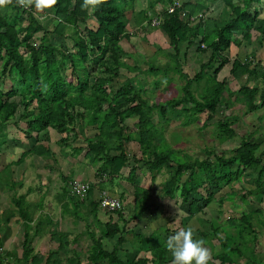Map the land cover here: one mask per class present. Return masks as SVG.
<instances>
[{"label": "trees", "instance_id": "trees-1", "mask_svg": "<svg viewBox=\"0 0 264 264\" xmlns=\"http://www.w3.org/2000/svg\"><path fill=\"white\" fill-rule=\"evenodd\" d=\"M217 1L223 5L221 19L205 18ZM135 2L106 0L95 9L85 10L81 7L83 0H58L51 9L54 18L51 30H46L38 21L34 4L24 8L13 0L11 4L0 7V155L7 143L4 130L12 121L25 139L32 142L29 150L16 161L0 164V187L5 178L7 183L11 179V165L20 164L24 157L54 158L51 147L43 143L49 140V132L55 131L61 136L55 143L61 148H72V153L76 155L81 153L82 148H73L72 142L83 137L86 144L84 159L97 166L96 180L119 178L122 169L129 167L130 162L124 145L136 142L140 159L132 157L135 167L130 168L125 179L131 185L135 184L139 164L146 168L151 182L165 170L167 178L161 184V197L178 201L188 215L187 222L216 200L221 204L223 200L215 197L216 192L224 186L231 189V184H241V179L249 172L254 173L255 178L249 185L251 188L241 187L245 192L242 199L251 196L260 203L264 197V141L255 139V132L240 137L234 128L239 123L235 116L215 123L218 142L226 143L238 138V147L229 151L228 156L206 149L203 159L186 155V159L182 160L177 155L180 150L173 147L163 149L161 145L167 144L163 131L172 121L169 118L172 114L175 117L173 120L186 116L188 119L183 126H187L198 121L200 115H206L205 121L208 122L219 109L229 110L236 103L243 104L246 115L264 110V68L261 63L255 62L254 54L244 60L232 59L230 55L233 46L239 48L250 41L253 30L262 33L260 28H255L259 10L252 9V5L259 4L261 0H147L146 9L138 12H135ZM224 10L227 19H224ZM129 14L133 15L139 32L152 30L163 34L167 47L157 49L168 57L166 63L148 65L147 70L141 71L138 66L130 68L123 62L120 43L132 37L127 31ZM155 19L160 21L159 26L151 25ZM38 33L42 36L36 43ZM236 34L240 38L235 37ZM53 36L72 40V49L53 45L50 42ZM192 47H196L202 58L193 75H190L183 70ZM228 65V76L219 80L221 71ZM122 68L150 74L155 78L154 87L159 85L161 77L175 75L184 81L182 95L164 105L148 104L142 98L145 91L136 89L130 78L116 83ZM241 78L245 79L244 83L238 90L232 91L228 80ZM257 81H260V86ZM14 98H19L18 102L13 101ZM128 120H134V131L127 126ZM19 123L24 127L19 129ZM86 131L92 132V135L84 137ZM62 180L64 185L57 195L62 201L61 216L74 219L83 216L85 222L91 219L92 224L99 226L100 235L96 237L89 231L91 226L85 225L91 241L86 257L90 264L171 263L172 256L169 257L170 252L159 237L144 239L137 234L131 235L138 244L136 254L145 253L146 256L138 258L135 254L125 261L118 257V249L126 241L123 235L127 225L140 221L145 206L141 209L135 207L132 217L124 220L121 210L107 212L100 208L98 200H93V183L89 184L86 197L79 200L70 195L72 177H63ZM133 187L135 198L144 194L143 204L148 197L145 189ZM230 194L234 192L225 195ZM25 197L13 198V206L24 230L19 264H82L81 253L73 248L78 239L70 240L68 232H61L58 224L53 223L48 215L40 214L35 218V207L26 203ZM82 208L86 210L84 215L79 212ZM101 210L106 215L117 216V221L110 219L100 223L97 214ZM246 216L250 217L252 213H244L238 225L231 219L227 220L238 230H233L236 234H224L223 238L217 237L221 229L216 226V219L207 221L211 235L220 243V249L214 251L213 245L207 242L212 254L209 264H213L212 261L234 264L243 256L238 244L243 236L253 231H247L252 225L245 222ZM43 230H53L50 240L57 247L49 251L45 258L38 259L33 255L32 243ZM30 231L34 233L30 234ZM199 235L206 241L207 235ZM115 237L113 249L105 251L103 241Z\"/></svg>", "mask_w": 264, "mask_h": 264}, {"label": "rangeland", "instance_id": "rangeland-1", "mask_svg": "<svg viewBox=\"0 0 264 264\" xmlns=\"http://www.w3.org/2000/svg\"><path fill=\"white\" fill-rule=\"evenodd\" d=\"M262 1V0H261ZM217 8L214 6V11L212 12L215 13L214 18L220 20L221 19V10H222V4L217 3ZM147 7V0H136L135 2V12H138L142 9H146ZM36 12V17L40 24L44 26L46 30H51L54 26V18L52 15L51 9H46L43 12L38 11L37 9L35 10ZM208 16V15H206ZM224 19H227L228 15H226V11L224 10ZM129 23L127 25V31L128 33H131V39L130 40H123L122 41V60L123 62L126 63L128 67H133V66H138L141 71H145L148 68V65H155V66H161L162 64L166 63L168 60V57L162 52H158V47H161L162 49H165L167 47V42L165 40V37L160 31H138L136 29V25L133 19V15L129 14ZM89 27H91V23L89 22L88 24ZM83 28V26H80ZM135 32L137 35H135ZM134 34V35H133ZM42 34L38 33L35 36V42L38 43L39 39L41 38ZM239 36V35H238ZM50 42L53 45L56 46H63L64 48L67 49H72L73 42L69 38H60V37H51ZM247 44V43H246ZM247 47V48H246ZM158 48V49H157ZM196 47H192L189 51V60L195 61L196 59L198 60L199 58H202L201 56L199 57V54L196 52ZM245 50H249V46H243ZM183 51V50H182ZM237 51L236 48H231L230 53L231 56L233 53L235 54ZM187 54V55H188ZM243 56V55H242ZM190 66V65H189ZM184 71L189 73L190 75H193V70L190 69V67L185 66ZM225 72V70L223 71ZM222 72V74H223ZM221 74V75H222ZM128 77L132 80L134 87L137 88H142V90L145 91V94L142 95V98L147 101L148 104H161L164 105L167 101L172 100V99H177L181 97L182 92L181 88L184 84V81L181 80L179 77L175 75H170V77H164V79L161 77L159 81V85L157 87H154V82L155 78H153L150 74H144V73H139L138 71H128L125 68L120 71V76L116 79V83L120 84L122 83L125 78ZM171 80L170 82H167L168 80ZM219 80H221V77L219 76ZM237 82H233V84L230 85V88L232 90L236 89ZM241 84V81L239 82L238 85ZM193 89L196 88V86H192ZM192 90V89H191ZM19 98H14L13 101L18 102ZM245 107L243 104L236 103L233 105V107L229 110L226 109H219L216 113V115L208 122H206V115H200L198 117V121L191 125L183 126L184 121H186L188 118L183 115V117L179 118V120H173L175 119L174 115L172 114L169 118L172 119V121L165 126L164 131H163V137L164 140L166 141L167 144L161 145L163 149H166L168 147H173L176 150H180L181 152L178 155V158L185 160L186 155L191 157V158H199L203 159L204 158V151L207 150H213L216 154L221 155L224 154L225 156L229 155L228 152L233 150L234 148L238 147V138L233 141H229L226 143H220L216 139L215 136V123L217 121L223 120L225 117L228 116H235L236 118L239 119V123L234 126L237 134L240 137L246 136L247 133L252 134L255 132V139H259V141L263 142L264 141V110H258L255 113H251L249 115H246L245 113ZM18 117V114H17ZM17 119V118H16ZM133 122L134 120H128L126 121L127 126L131 129V131H134L133 127ZM156 122V120H155ZM205 123V126L203 125ZM14 122L12 121L4 130L6 132V137H7V143L3 146L2 151L3 154L0 155V164H6L7 162L15 161L17 160L22 152H25L29 150L31 146V141H27L25 137L23 136L22 133L19 132L17 127L13 126ZM19 129L24 127L22 123L18 124ZM92 135V132L86 131L84 132V137H88ZM173 136L178 137L177 139ZM49 138L46 143L44 142L46 146H50L52 151L55 152L56 156L55 158H58V161L55 159H42V158H36L35 156H28L23 159L21 167H19L17 170L14 171V176L13 178L19 179L20 176V169H23V173H26V177L24 182L26 187H30L37 191L41 190L46 194L47 202H50L52 205L54 203L53 197L55 196L54 194H59L61 192V189L64 185V182L61 178V175L59 171L65 172V169H68L69 164L73 163V171L75 172L73 178L74 180L82 181L88 184H92V181L96 182L97 180L95 179L96 174V168L97 166L90 165L85 159H84V150L82 151L81 154H78L75 158H77V162L74 160L75 158H71L70 156V150L65 149L63 151V147H59L55 142L61 137L59 136L55 131H50L49 135H47ZM45 140V139H44ZM176 141H178L176 143ZM83 137H80V139H77V141H73V144L76 146L80 147H85ZM124 148L126 149V152L130 154L129 157H136L139 158L140 156V151L138 144L136 143H129L124 145ZM64 153V154H63ZM183 154V155H181ZM71 158V159H70ZM83 160L82 162H80ZM51 165V166H50ZM130 167V164H129ZM129 167H126L123 169L122 174L125 176L127 175L129 171ZM140 171L138 174V177L136 179V184H142V187L145 190H148L149 192V200H148V207H151V211L155 212V214H158V209L155 207V205L158 203L160 204L159 198L161 197V184L166 180L167 178V172L165 170L162 171L161 174H159L154 182H151V179L149 175L146 172V168L142 165H140ZM40 172L39 176H37L36 179L40 180L41 177L43 181H46V187H36L34 184L35 177H36V172ZM79 172V174H78ZM253 175L254 173H249V175H246L244 179H241V184L237 183V185H230L231 189H229L227 186H224L220 188L217 192L215 197H221L225 194H229L230 192H234V194H230L225 198V202L227 204L224 205L223 209L231 208L233 201L235 200V203H233L235 206L241 208V210H247L248 206L247 204L242 203L236 198V196H242L245 194L244 190L241 189V187H246V188H251L249 185L252 183L253 180ZM32 179L27 182L28 180ZM124 178V177H123ZM122 182L119 184L118 190L125 191V197L123 199H120V197H115L121 200L123 204V207L121 211L123 212L124 216L127 218L129 216V212H132L133 209V201H134V187L131 186L129 183L124 181V179H120ZM99 181V179H98ZM91 182V183H90ZM151 182V185H150ZM247 183V185L245 184ZM244 184V186H243ZM104 188L108 187L109 185L107 183L102 184ZM26 190V188H25ZM98 193H101L99 191ZM97 194V192H96ZM96 200L99 198V194H97ZM108 194V193H107ZM112 196V195H111ZM113 197V196H112ZM247 200L252 198L251 196H247ZM6 198V203L8 205H12L10 202L9 195L5 196ZM140 198H145L144 194L140 195ZM251 200H255L254 198ZM141 202V199L139 203ZM170 204L172 205V210L168 211L166 219L160 218L159 221H155L152 227L153 229L159 228H164L167 230H180L178 228V222H179V217L174 219V213L176 209L179 207V202L177 201H171L169 200ZM254 202V203H253ZM177 203V204H176ZM49 204L48 210L51 207ZM251 205H258L255 201H251L249 203ZM202 207V206H201ZM261 208H264V202L260 204ZM124 208V209H123ZM218 210V202L216 200V203H211L208 207L206 206L203 208L202 212V218L206 219L207 221L212 220L216 218V211ZM230 211V209H228ZM86 210L83 208L79 211L80 215H84ZM160 212V211H159ZM226 212V211H225ZM246 212H250V210H247ZM101 210L99 211L100 218L103 220H108V215ZM186 213V212H185ZM240 212L237 211L236 215H239ZM251 214V213H250ZM227 215V212L224 213V215L219 216L220 218L225 217ZM58 216V215H56ZM112 220H117V216L109 215ZM154 216V215H153ZM159 216V215H158ZM251 217V219H250ZM250 217H245V222H250L252 225L251 229L247 230H261V232H264V212H261L260 214H252ZM69 217L64 216L61 221V229L62 230H69L70 232L73 230L74 234L76 235L75 237L78 239L77 245H75V249L81 253V261L82 264H90V262L87 261V252L91 247V241L90 238L88 237V233L85 229V225H90L92 227V223L90 219H88L89 222H85L83 220V216L80 217V219H74V217ZM159 218V217H158ZM177 220L176 222H174ZM218 224L216 226H219L221 229V232L227 236L231 234V230H238L237 227L234 225H231L229 222L225 221V223H221V221L215 220ZM215 222V223H216ZM88 223V224H87ZM149 224H152L149 222ZM133 226V224L129 225ZM152 226V225H151ZM159 226V227H158ZM243 227H246V224H243ZM93 228V227H92ZM140 230H142V225L139 226ZM177 228V229H176ZM99 229V228H98ZM198 230H209V227L207 225H198L197 227ZM194 229V230H197ZM147 230H152L150 226L148 225ZM97 235H99V230H94ZM207 239L206 243H212L215 245L214 251H217L219 246L217 244L216 240L217 238L214 237V235H211V233L206 234ZM219 235L217 234V237ZM215 238V239H213ZM254 238V239H253ZM232 243V242H231ZM241 251L243 252L242 259L244 256H247L246 258L250 259L252 264H262L261 261L264 263V233L255 236H249L245 235L243 236V240L241 241ZM256 245V247H254ZM110 248V246H108ZM233 248H235L234 245H232ZM209 249V248H208ZM255 249L256 252L252 251ZM210 250V249H209ZM108 251V249L106 250ZM211 253V251H210ZM251 254L252 256L249 257L248 254ZM128 259H131L129 257ZM241 262V261H240ZM215 264H218V262H214ZM237 263V261H236ZM100 264H107L105 262H102Z\"/></svg>", "mask_w": 264, "mask_h": 264}, {"label": "crops", "instance_id": "crops-1", "mask_svg": "<svg viewBox=\"0 0 264 264\" xmlns=\"http://www.w3.org/2000/svg\"><path fill=\"white\" fill-rule=\"evenodd\" d=\"M217 3H221V2L217 1L216 3H214L210 7V11L207 14L208 16H206L205 18L216 19V17L214 18L215 13L212 14V12L215 10L214 6L219 8V6H217ZM253 8L259 10V15H258L257 21L255 23V28H260L262 30V33L261 32L259 33L256 29L253 30L251 32L250 41L244 42L239 48L233 46L234 48L237 49V51L235 54L233 53V55L231 57H232V59L234 57H237L241 60H244L248 55L254 54L255 62L256 61L260 62L262 67H264V0H262L259 4H256V5L253 4L252 9ZM222 10H223V6H222ZM222 10H221V12H222ZM235 37L240 38V35L238 36V34H236ZM120 45L122 47V42L120 43ZM243 46H249V50H245L243 48ZM230 55H231V53H230ZM189 59L190 58H189V54H188L186 66L190 67V69H192L194 71V69H196L198 64L200 63L201 58H199L198 60L196 59L195 61H192ZM184 68H185V66H184ZM229 69H230L229 65H228V67L223 68V70L221 71V74L224 70H225V72H223L222 75L220 74L221 79L228 76ZM184 72L186 73V71H184ZM240 81H241V84L238 85ZM244 81H245L244 78H241L240 80L238 79L237 81L234 79H229L228 80L229 88H230V85L233 84V82H237L238 87L234 90H232L231 88L230 89L232 91L238 90V88L244 83ZM256 84L258 86L261 85L260 81H257ZM80 137L78 139H80ZM75 141H77V140H75ZM131 143H136V142H131ZM72 145H73V148H82V151L84 150L86 152V144H85V147H82V146L78 147L75 144H72ZM65 149L66 148H63V151H65ZM67 149L70 150L69 155L72 156L71 158H75L78 155V154L76 155V154L72 153V148L69 147ZM82 151H81V153H82ZM53 153H54L53 160L55 159L56 161H58V158H55V156H56L55 152H53ZM81 153H79V154H81ZM128 155L130 156V154H128ZM30 156H32V155H30ZM26 157H28V156H26ZM26 157H24V158H26ZM36 158H40V157H36ZM135 159H140V156H139V158L135 157ZM45 160H48V159H45ZM74 160L77 162V158H75ZM82 161L83 160H81L80 162H82ZM12 162H14V161L11 160L10 162H7L6 164H10ZM22 163H23V161H21V163L18 165H11L12 176L8 182L9 184L7 183L6 178H5L3 181V186L0 187V264H19L21 261V257H22V240H23L24 230H22V228H21L22 222L19 219L18 212L16 211V208L13 206V198L15 196H20V195L26 196L25 197L26 203L34 205V207H35L34 208V210H35V214H34L35 216L34 217L35 218L40 214L48 215L51 218L53 223L58 224L61 232H68L70 240L74 239L76 236L74 234V231H76V230H73L70 232L69 230H62L61 229V221H62L63 217L61 216V213H60L61 212L60 211V208H61L60 205H61L62 201L58 200L57 194H54L55 195L53 197L54 203L51 205L50 202H47L46 194L44 192H42V194L40 193L41 192L40 189L35 191L30 187V185H29V187H26L25 182H24V180H25L24 177H26L27 175H26V173H23V169H20V176L21 177L19 179L13 178L14 171L17 170L19 167H21L20 165H22ZM73 164H74V162L70 163L68 166L69 168L65 169L66 173H64L63 171H59L61 178L72 177L73 180L75 179V178H73V176L75 174V172L73 171V167H74ZM129 164H130L129 170L131 167H135V164L132 160V157H130ZM139 167H140V164H139L138 168ZM1 168L2 167L0 166V170H1ZM122 171H123V169H122ZM122 171H121L120 177L115 178L114 180L103 179V180H99V181L97 180L96 182L92 181V183L95 185L94 193H93V200L94 201H96L95 194H96V192H97V194H100V193H98L99 191L106 192L110 196L112 195L113 197H120V199H123L125 197V194H124L125 191L118 190L119 184L122 182L120 179H124V181L127 182V180L125 178L127 177L128 173L125 176L124 174H122ZM36 173H38V174H36L35 180H34V178L31 177V179L28 180L27 182L29 183V181H31L33 179L34 182H36L34 184L35 187L37 185H39L38 187H40V188L41 187L47 188V186L45 184L46 181H43L42 177L40 180L36 179L37 176H39L40 172L38 171ZM249 173H251V172H249ZM249 173H247V175H249ZM78 174H79V172H78ZM138 174H139V171L137 173V177H138ZM137 177H136V179H137ZM254 178H255V175H253V179ZM104 183H107L109 186L104 188L103 186H101ZM136 183L137 182L135 180V184H133V185H131L130 183L129 184L131 186H137L140 188L144 187V186L142 187V184H136ZM10 184H15L16 186L12 187V185H10ZM150 185H151V182H150ZM25 188H26V190H25ZM145 194L148 195V197H147V200L143 204L141 202L143 201L144 198H140V195H139V197H136V198L134 196L133 209H132V212H129V216L127 218L124 216V214L122 212L123 219L129 220L132 217V215L134 214L135 207H138L141 209V207L145 206V208L143 209V213L140 217V221H134V222L129 223L127 225V230H125V233L123 235V238L125 237L126 241L118 249V257H119V259H121L123 261H125L129 257L134 256L136 254V252L138 251L137 250V247H138L137 241L132 239L131 235L137 234V235L144 237V239H148L152 236L159 237V239L162 241V243L165 244V241L167 240V238L169 236L175 234L176 231H178V230H167L164 228H160L161 226L160 227L158 226L159 228H157V229L152 228V227H154L153 224L155 221H159L160 218L166 219V217L168 216L167 215L168 211L172 210V205L169 202L170 199L160 197L159 198V200L161 201L160 204L157 203L155 205V207H157L158 209L160 208V210H159L160 212L158 211V214H155V212L151 211L152 210L151 207H148V205H149V203H148V200H149L148 190H145ZM8 195H9L10 202L12 203V205H8V203H6L5 196H8ZM133 195H134V193H133ZM226 197H227V195L221 196V199L223 201L221 202V204L218 203V210L216 211V218H214V219H217V221H221V223H223V224L225 223V221L231 219L235 223V225H238V222H240V218L242 217V215L244 213H248V214H250V213L258 214L259 213L260 214L261 212H264V208L259 207L260 204H262L264 202V197L260 203L256 201V203H258L259 206L249 204V203H251V201H255V200H251V199H253V197L250 198V200L249 199L247 200L248 197H246L245 200H243L242 196H236V198H234V199L240 200L244 204L249 205L247 207L248 208L247 210H250V212H246L247 210L246 211L241 210V208L235 206L233 204V203H235V200L233 201L231 208H227V209L224 208L223 209L224 205L227 204L225 202ZM140 199H141V202L139 204ZM171 201H175V200H171ZM49 204L51 207L48 210ZM123 204L124 203H122V207H123ZM178 204H179L178 209L182 212V215L179 216L180 219L178 222L179 223L178 228L182 229V228H186V227H192L193 229H197L198 225H200V226L207 225L208 222L206 219L202 218V213H199V214L193 216L192 219H190V221L187 222L186 218L188 219V215L185 213V210L182 209V207L180 206V203H178ZM228 209H230V211ZM225 211L227 212V215L225 217L220 218L219 216L224 215V213H226ZM237 211L240 212L239 215H236ZM56 215H58V216H56ZM67 217H69V216H67ZM97 218L100 221V223H106L110 219L112 220V218L109 215H108V220H103L102 218H100L99 212L97 214ZM175 218H177V217L174 216V219ZM151 220H152V224H149V222H151ZM90 221H92V220L90 219ZM116 221L117 220H115V221L113 220V222H116ZM176 221L177 220H175L174 222H176ZM233 222H232V224H233ZM130 224L131 225L133 224V226H129ZM140 225H142V228H141L142 230H140V228H139ZM148 225L150 226V228L152 230H147ZM92 227H91L92 230H89V231L93 232L96 237H99V235H100V230L98 229L99 226H95L94 224H92ZM263 227H264V225H263ZM94 230H99V235H97ZM52 231L53 230H43L39 235H36V237L34 238L33 243H32V247L34 250L33 255L36 256V258H38V259L45 258L46 254L49 251L56 249L57 245L55 243H52L50 240V235H51ZM247 231H249V230H247ZM231 232H233V230H231ZM33 233H34L33 231H30V234H33ZM199 233H203L204 235H206L208 233L210 234L211 230H194V238L195 239H203V238L199 237L200 236ZM233 233L236 234L235 232H233ZM262 233H264V232H261V230H253L252 233L249 232L248 235L256 237L257 235H260ZM218 235L221 238H223L222 232L219 233ZM116 239H117V237H115L114 239L104 240L103 241V249L105 251L108 249L107 252H110L115 245ZM213 241H217V244L219 246L218 250H219L220 249V243L218 242L217 239L212 240V242ZM204 242H205V246L207 248H209L211 251V248L209 247V245L206 243L205 240H204ZM211 245H213V244L211 243ZM241 245H242L241 242H239L238 246H241ZM108 246H110V248ZM214 247H215V245H213V248ZM254 247H256V245ZM73 248H75V246H73ZM252 251L256 252L255 249H253ZM136 256L138 258H144L146 256V254L145 253H137ZM248 256L251 257L252 255L249 253ZM169 257H171V253H169ZM246 257L247 256H244L243 259H242V257L237 259V263H234V264H252L250 259H248ZM214 262H218V261H212L211 263L215 264ZM261 263L264 264L263 261H261ZM28 264H31V263L28 262ZM42 264H45V263L43 262ZM218 264H219V262H218Z\"/></svg>", "mask_w": 264, "mask_h": 264}, {"label": "clouds", "instance_id": "clouds-1", "mask_svg": "<svg viewBox=\"0 0 264 264\" xmlns=\"http://www.w3.org/2000/svg\"><path fill=\"white\" fill-rule=\"evenodd\" d=\"M13 2V0H0V7H4ZM58 0H16V3L24 8L35 5V8L43 12L46 9H52ZM106 3V0H83L82 9H95ZM174 215L178 218L182 215L179 209H176ZM164 246L171 253V264H209L211 260L210 250L205 246L203 239L194 238V229L192 227L182 228L169 236Z\"/></svg>", "mask_w": 264, "mask_h": 264}, {"label": "built area", "instance_id": "built-area-1", "mask_svg": "<svg viewBox=\"0 0 264 264\" xmlns=\"http://www.w3.org/2000/svg\"><path fill=\"white\" fill-rule=\"evenodd\" d=\"M151 25L159 26L160 21L155 19L152 21ZM69 190H70L71 196L79 200H83L86 197L87 192L89 191V184L82 182V181L73 180L69 183ZM97 200H98L100 208L107 212H116L122 209L121 200L110 196L106 192H101Z\"/></svg>", "mask_w": 264, "mask_h": 264}]
</instances>
